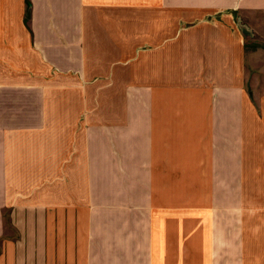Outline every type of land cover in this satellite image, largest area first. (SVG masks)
I'll list each match as a JSON object with an SVG mask.
<instances>
[{
  "label": "crops",
  "instance_id": "obj_1",
  "mask_svg": "<svg viewBox=\"0 0 264 264\" xmlns=\"http://www.w3.org/2000/svg\"><path fill=\"white\" fill-rule=\"evenodd\" d=\"M30 1L27 11V0H17L18 45L12 49L6 34L11 3L0 0V264H168L163 257L170 242L168 227L163 221L161 226L135 221L153 217L152 187L160 158L152 161L154 151L146 137L155 143L171 137L178 99L191 102L195 116H200L204 130L198 138L221 137V145L231 153L233 140L227 131L235 121L240 125L251 113L264 121L249 86L245 58L250 52L233 26L243 21L241 9L246 15L249 8H264V0H197L194 4L201 8L194 13L200 15L209 5L224 10L227 18H209L216 22L211 31H206L207 23H194L175 36L165 33L166 28L159 34L175 7L171 0ZM172 40L184 53L196 49V57L223 58L231 75L227 85L217 86L210 69L209 75L205 72L206 63L195 73L194 86L165 79L171 74L166 66L160 77L155 60L165 53L167 42L169 52L174 51ZM45 70L55 74L49 89L56 96L51 93L48 99L41 90ZM219 89H225L222 95ZM218 105L224 106L221 113ZM45 121L49 152L42 140L47 138ZM206 158L204 150L200 161ZM150 168L155 170L151 185L132 175L139 177ZM241 174L239 168L236 176L243 180ZM234 181L235 169L221 193L229 204L215 213L226 218L225 233L217 225L213 235L215 264L218 257L226 264H264V210L252 211L258 220L251 225V211L245 208L244 213L241 200L235 201ZM18 184L29 186L26 192L34 188V194L23 193L24 188L16 191L20 207L11 212V229L10 186ZM133 184L149 192L145 207L135 208L133 202L141 197L136 199ZM169 207L167 203L166 215ZM83 217H89V224H83ZM159 217L164 219L163 205Z\"/></svg>",
  "mask_w": 264,
  "mask_h": 264
},
{
  "label": "rangeland",
  "instance_id": "obj_2",
  "mask_svg": "<svg viewBox=\"0 0 264 264\" xmlns=\"http://www.w3.org/2000/svg\"><path fill=\"white\" fill-rule=\"evenodd\" d=\"M184 1L171 0L172 6L175 7L171 9V17L169 18L168 24L163 22V26L159 29V34L162 35L163 29L166 28L165 33L170 32L171 36H175V34L178 35L188 29H192L194 23H207L206 31H211V25L214 26L216 22H210L209 18L217 17V21L220 20L218 17H223V19L224 17L227 18L224 10L219 11L223 12V16H220L221 14L218 11L211 10L213 7H209V5L203 6L202 12L199 15L200 11L198 10L194 13L196 8H201L199 5L196 7L194 4L199 3L197 0H195L196 2L194 0H186L185 4L183 3ZM10 3L11 8L8 11V16L10 17L9 29L6 34L8 33L10 36L9 46L13 49L18 45L17 19L19 16L17 14L18 9H15L17 8V0H10ZM30 6L31 1L27 0V11ZM183 6L185 12L182 10ZM240 13L242 14L243 21L240 23L234 22L233 26L243 36L242 43L245 45L246 50L250 52V56L247 59L245 58L249 70V81L251 83L249 86L253 90L254 97L256 98L255 104H260L257 110L262 114L261 116L264 119V8H249L246 15L244 14V9H241ZM179 18L180 22L178 20ZM177 25L179 26L177 27ZM242 27L246 28L248 32H244ZM171 43L170 49H174V51L169 52V43L167 42V47L164 50L165 53L157 56L155 60V64L159 65V71L157 72L161 74L160 77L163 75L162 71H160L161 67L166 66V68L169 67L171 74L168 76L165 75V79L175 81L171 82L173 84L180 83L183 86H194L192 82L194 81L195 73L202 67L203 63H206L207 68H205V72L207 71L209 75L210 69L212 75L209 76H213L216 79L217 86L227 85V81L230 80L231 75L226 69L229 67L226 63H223V58L196 57L195 55L199 53L198 50L194 49L191 54L184 53L176 47L178 44L177 41L172 40ZM209 49H211L210 45ZM16 61L18 60L15 59ZM48 72L45 70V74H43L41 89L43 98L45 99L51 97V93H53L52 97L56 96V92H51V89H49L50 77L55 76V74L53 72L51 73L50 70ZM219 90H221L219 91L221 95L225 91V89ZM240 98L243 100V96H237L238 101H241ZM216 100L220 103L221 97H216ZM178 102L175 105V109H173L176 116L173 118L174 121L170 126L171 137L168 140L164 139V143V140L160 141L159 138H157L158 140L155 143V138L149 139L146 137V141L150 142L151 148L154 151L152 161L154 162L155 157L160 158L156 175L155 170H152V168L149 169L150 171L147 170L141 173L139 177H135V172H132L133 177L136 178L135 180L147 179L145 182L148 185H151L153 175H155V183L152 187V192L155 197L151 203L153 205V217L151 219H141V217H138L135 221L140 226L147 224L161 226L163 221L164 225L168 227L170 231V242H168V249L166 247L167 250L165 249L163 252V257L168 260V264H215L216 253L213 245V235H215L217 225L223 227V232L225 233L226 221L225 216H215V213L217 210L223 209V203L224 206H228L229 204V202L221 198V193L225 191V181H227L228 177H231V171L233 172V169H235V181L233 182L235 201L241 200L239 203L242 204L244 213L245 208L251 211V214H247V216L249 215L248 220L251 225L256 226L258 220L256 212L252 214V211L258 209L264 210V121L252 113L247 115L249 116L248 120L240 125L235 121L234 128H229V131H227L231 135L229 136L230 139L233 140L234 151L231 153V151H227L221 145V137L219 139L213 136L198 138L204 130L200 116H195L197 111L191 102V106L185 100L178 99ZM189 108L190 111L186 115L184 111ZM223 108L224 106L221 105L219 107L218 105V113H221ZM235 109H238V106H235ZM239 115L240 111L235 114V118ZM45 117L48 118V116ZM220 117L221 115H218L219 119ZM48 122L45 121L43 123L45 127L42 128L43 133L47 137L42 139L47 142L45 146V150L47 151L48 149L47 152L50 151V138H48L49 136L47 134L49 130ZM218 128L219 125H215L216 133ZM147 131L149 132V129ZM195 133L198 135L195 136ZM129 149H131V145H129ZM135 149H137V146H135ZM204 150L207 155L206 161H200V156L202 157L204 155ZM46 157L48 158V155ZM210 157L212 159L210 162L211 168L209 176L204 178ZM227 163L228 166H226ZM239 168L242 170L241 177H243V180L239 176H236ZM46 173H49V171H46ZM242 181L243 184H241ZM30 182L34 181L31 180ZM229 183L227 184V189H229ZM23 188L25 189L23 193L34 194V188H32L31 192L29 190L26 192L29 186L23 187L19 184L10 186L11 199H13L8 207L10 210L11 229H13L11 212L13 209L15 210L20 207L19 201L16 199L18 197L16 191L19 190V193H21ZM39 188L40 186L37 187V190ZM42 189L45 194H49L48 190L50 188L47 185L42 187ZM133 190L135 193H138L136 199L141 197V199L133 202L135 208L137 206L145 207V199H147V193L149 192L141 186H136V184L132 185V192ZM161 199H164L163 203ZM105 203H108V199ZM167 203H170V207L166 215L165 209H167ZM162 205L164 206V219H161V217L157 219V213H159ZM118 207L117 201V207L115 208ZM148 209L151 208L148 207ZM155 219L157 220L155 221ZM7 220L9 221V219ZM83 224H89V217H83ZM262 235L264 237V229H262ZM219 238L225 241L222 236V231L219 232ZM216 249L219 251L220 245ZM250 249L255 253L258 251L257 245L252 241L250 242ZM217 264L226 263H223L218 257Z\"/></svg>",
  "mask_w": 264,
  "mask_h": 264
},
{
  "label": "water",
  "instance_id": "obj_3",
  "mask_svg": "<svg viewBox=\"0 0 264 264\" xmlns=\"http://www.w3.org/2000/svg\"><path fill=\"white\" fill-rule=\"evenodd\" d=\"M242 30H243L244 32H246V33L248 32V31H246V30H247L246 28H243V27H242Z\"/></svg>",
  "mask_w": 264,
  "mask_h": 264
}]
</instances>
